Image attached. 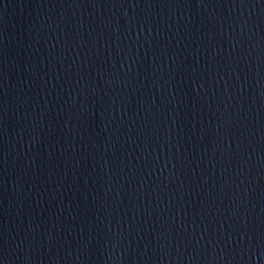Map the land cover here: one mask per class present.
Segmentation results:
<instances>
[{
  "label": "water",
  "instance_id": "95a60500",
  "mask_svg": "<svg viewBox=\"0 0 264 264\" xmlns=\"http://www.w3.org/2000/svg\"><path fill=\"white\" fill-rule=\"evenodd\" d=\"M0 264H264V0H0Z\"/></svg>",
  "mask_w": 264,
  "mask_h": 264
}]
</instances>
